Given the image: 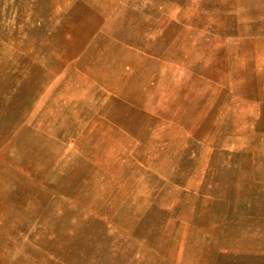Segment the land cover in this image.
Returning <instances> with one entry per match:
<instances>
[{"label": "rangeland", "instance_id": "1", "mask_svg": "<svg viewBox=\"0 0 264 264\" xmlns=\"http://www.w3.org/2000/svg\"><path fill=\"white\" fill-rule=\"evenodd\" d=\"M0 264H264V0H0Z\"/></svg>", "mask_w": 264, "mask_h": 264}]
</instances>
